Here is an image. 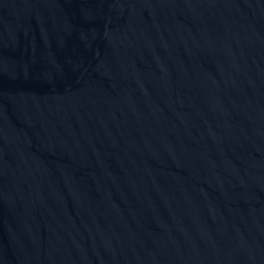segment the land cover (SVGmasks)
I'll return each mask as SVG.
<instances>
[{"label":"water","instance_id":"obj_1","mask_svg":"<svg viewBox=\"0 0 264 264\" xmlns=\"http://www.w3.org/2000/svg\"><path fill=\"white\" fill-rule=\"evenodd\" d=\"M0 264H264V0H0Z\"/></svg>","mask_w":264,"mask_h":264}]
</instances>
